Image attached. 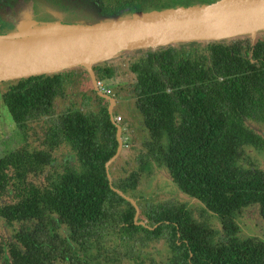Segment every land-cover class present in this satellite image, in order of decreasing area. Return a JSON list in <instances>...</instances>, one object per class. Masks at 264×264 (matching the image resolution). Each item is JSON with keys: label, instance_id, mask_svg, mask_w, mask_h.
Wrapping results in <instances>:
<instances>
[{"label": "trees", "instance_id": "16d2710c", "mask_svg": "<svg viewBox=\"0 0 264 264\" xmlns=\"http://www.w3.org/2000/svg\"><path fill=\"white\" fill-rule=\"evenodd\" d=\"M114 2L104 9L127 4ZM263 35L118 55L126 80L109 93L131 101L141 133L135 167L110 184L143 199L157 170L183 196L135 203L136 218L105 174L115 127L88 73L72 67L9 85L0 100L22 143L0 156V264H264V237L240 221L250 206L264 221V170L250 155L264 151ZM91 68L100 81L121 75L108 60ZM155 241L167 249L162 262L144 250Z\"/></svg>", "mask_w": 264, "mask_h": 264}, {"label": "water", "instance_id": "95a60500", "mask_svg": "<svg viewBox=\"0 0 264 264\" xmlns=\"http://www.w3.org/2000/svg\"><path fill=\"white\" fill-rule=\"evenodd\" d=\"M66 37L38 46L0 51V82L82 67L96 94L107 101L109 120L115 127L116 148L104 163L110 188L138 209L134 200L110 184L109 163L118 155L121 126L114 121V98L96 85L91 66L125 51L155 48L176 42L219 40L264 31V0H214L188 6L135 11L125 17H110L86 24H37L20 21L15 30L0 33V39L59 33ZM138 223L142 224L141 221Z\"/></svg>", "mask_w": 264, "mask_h": 264}, {"label": "rangeland", "instance_id": "374dc122", "mask_svg": "<svg viewBox=\"0 0 264 264\" xmlns=\"http://www.w3.org/2000/svg\"><path fill=\"white\" fill-rule=\"evenodd\" d=\"M104 5H115L114 0H99ZM126 1L127 5L120 11H103L96 4V0H0V29L4 30L6 27H13L20 21L34 16L39 20L49 18L48 12L42 11V6H46L47 10H53L61 13L60 21L52 22L51 24H86L96 21L102 17H125L129 14L144 9L146 5L156 3L158 0H119ZM214 0H168L170 7L188 6L201 3H208ZM154 5V9H156ZM164 7L160 8L163 9ZM157 10V9H156ZM55 18V17H54ZM261 35V34H260ZM264 36V35H263ZM108 62L117 66L121 75H116L110 79L102 80L105 88L111 91V88L115 85H121L126 80L125 65L126 61L123 56H115L107 59ZM76 78L80 80V87L87 89L89 86L88 77L85 74L76 75ZM15 80H6L0 82V94L7 89V87L13 84ZM78 83V84H79ZM76 84L72 90L78 89ZM56 105H60V101L57 100ZM113 112H116V116H119V121H116L121 126L120 137L122 142L126 141V146H121L120 151L116 158H114L108 165L109 178L111 180L125 175L128 171L133 169V159L135 157L136 150L134 147L138 146V138L141 133L139 126L138 113H135L131 108V101L124 99L119 102H115ZM22 143V136L16 130L7 110L1 104L0 100V156L6 151L16 148ZM250 155L257 162L258 166L264 170V151L256 152L251 151ZM141 192L144 194L143 199L136 198L134 201L138 204L144 202L156 203L163 202L172 198H180L183 196L178 190H176L168 181L166 175L162 171H157L155 175L144 182L141 186ZM129 194L133 197V192L129 191ZM4 201V198L1 199ZM197 203L191 200L188 204L189 207L196 205ZM244 221V232L255 233L258 235H264V222L259 219L257 209L255 206L245 208L240 215ZM5 229L0 227V236L2 237ZM144 250L153 258L155 262H162L164 259L162 255L165 254V246L161 244V241L147 242L144 245Z\"/></svg>", "mask_w": 264, "mask_h": 264}, {"label": "bare ground", "instance_id": "6f19581e", "mask_svg": "<svg viewBox=\"0 0 264 264\" xmlns=\"http://www.w3.org/2000/svg\"><path fill=\"white\" fill-rule=\"evenodd\" d=\"M66 29L67 28L62 29L59 33L48 35L25 36L16 39H0V51L28 48L62 39L68 35L64 34Z\"/></svg>", "mask_w": 264, "mask_h": 264}, {"label": "flooded vegetation", "instance_id": "af4514ba", "mask_svg": "<svg viewBox=\"0 0 264 264\" xmlns=\"http://www.w3.org/2000/svg\"><path fill=\"white\" fill-rule=\"evenodd\" d=\"M168 0H158L156 3H154V5H156V6H159V4L160 3H165L167 6L168 5H174V3H172V4H169L168 2H167ZM126 2V1H125ZM96 5L101 9V10H103V11H108L109 9H104V6H106V7H109V6H107V5H104L103 4V2L102 1H99V0H96ZM127 5V4H126ZM126 5H124L122 8H119V9H110L109 11H120V10H122L123 8H125V6ZM154 5L153 4H149V5H146V7H144V9L142 8V9H140L139 11H149V10H147V7H154ZM114 6V5H113ZM113 6H110V7H113ZM164 8H167V7H164ZM157 9V8H156ZM158 9H160V8H158ZM47 11L48 12V14H47V16H49V18H46V19H44V20H39L38 18H35L34 16H31V17H28L27 19H24V20H32V21H34V22H36L37 24H40V25H43V24H48V23H52V22H55V21H60L59 19H60V17H61V13L60 12H55V11H53V10H47V8H46V6H42V11ZM151 10H155L154 8H152ZM55 17V18H54ZM23 21V20H22ZM18 24V23H17ZM16 24V25H17ZM16 25H14L13 27H6L4 30H1L0 29V33H6V32H11V31H13V30H15V28H16ZM256 208V207H255ZM243 211V210H242ZM258 214V213H257ZM259 216V215H258ZM259 219H261L260 218V216H259ZM262 220V219H261ZM263 221V220H262ZM264 222V221H263ZM254 235H257V236H261V235H258V234H255V233H253ZM262 237H264V235H262Z\"/></svg>", "mask_w": 264, "mask_h": 264}, {"label": "built area", "instance_id": "2783aa9c", "mask_svg": "<svg viewBox=\"0 0 264 264\" xmlns=\"http://www.w3.org/2000/svg\"><path fill=\"white\" fill-rule=\"evenodd\" d=\"M96 85H97V87H98L101 91H103L104 93L110 94V93H109V89L104 87L102 81H100V80H96ZM114 121H119V116H115V117H114ZM126 145H127V144H126V141H125V139H124V141L122 142V145H121V146H126Z\"/></svg>", "mask_w": 264, "mask_h": 264}]
</instances>
